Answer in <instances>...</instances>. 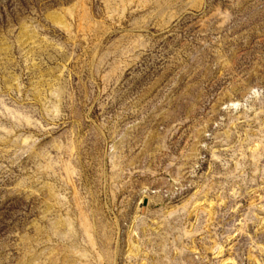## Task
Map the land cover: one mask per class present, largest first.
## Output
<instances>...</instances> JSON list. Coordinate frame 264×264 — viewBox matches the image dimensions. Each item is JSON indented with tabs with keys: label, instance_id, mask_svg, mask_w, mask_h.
<instances>
[{
	"label": "rangeland",
	"instance_id": "rangeland-1",
	"mask_svg": "<svg viewBox=\"0 0 264 264\" xmlns=\"http://www.w3.org/2000/svg\"><path fill=\"white\" fill-rule=\"evenodd\" d=\"M0 264H264V0H0Z\"/></svg>",
	"mask_w": 264,
	"mask_h": 264
}]
</instances>
